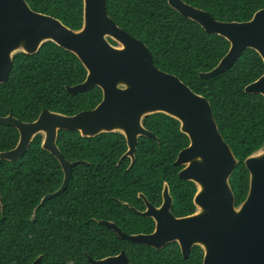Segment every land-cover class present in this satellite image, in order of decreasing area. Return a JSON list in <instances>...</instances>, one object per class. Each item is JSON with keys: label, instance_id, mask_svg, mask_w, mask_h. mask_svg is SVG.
<instances>
[{"label": "trees", "instance_id": "1", "mask_svg": "<svg viewBox=\"0 0 264 264\" xmlns=\"http://www.w3.org/2000/svg\"><path fill=\"white\" fill-rule=\"evenodd\" d=\"M25 1L34 11L51 15L71 29L81 26L82 0ZM183 1L220 21H246L264 8V0ZM106 12L146 44L157 68L207 98L218 130L238 161L229 178L238 205L248 191L243 161L264 145V97L244 91L263 73L260 56L245 49L230 68L203 79L199 73L213 68L229 47L222 36L182 17L167 0H106ZM85 75L73 53L50 41L34 54L16 53L7 81L0 83V116L11 111L18 120L29 122L42 109L67 115L91 109L102 98L99 87L76 94L66 90ZM142 122L157 139L138 138L135 162L129 168V158L119 160L126 150L120 133L82 137L78 131L59 130L58 149L66 160L77 163L65 190L38 207L41 197L56 190L63 178L58 161L41 148V135L32 139L18 160H0V264H31L39 255L36 264H91L87 256L99 259L121 250L130 264H201L198 246L184 258L176 242L155 249L119 238L98 222L112 220L125 233L152 231L153 220L125 203L142 209L143 201L137 196L142 193L159 205L164 182L176 216L195 210L196 188L178 177L181 166L173 164L188 145L178 121L154 113ZM17 139L15 128L0 123V151L13 148Z\"/></svg>", "mask_w": 264, "mask_h": 264}, {"label": "water", "instance_id": "2", "mask_svg": "<svg viewBox=\"0 0 264 264\" xmlns=\"http://www.w3.org/2000/svg\"><path fill=\"white\" fill-rule=\"evenodd\" d=\"M167 3L182 17L229 43L218 63L200 72V78L208 79L227 70L245 49L256 51L264 67V8L246 21H220L183 0ZM47 41L73 53L86 71L83 81L66 86V90L76 94L97 86L102 98L93 108L73 115L42 109L29 122L18 120L11 111L0 116V123L18 132L15 146L0 151V160H18L40 134L41 148L61 167L60 186L44 194L36 206L65 190L77 163L66 160L58 149L59 130L78 131L82 137L118 132L127 147L119 160L128 157L132 166L138 138L156 139L144 127V117L163 113L177 120L179 130L188 138V145L177 153L173 164L182 167L178 177L196 188L192 198L195 210L184 216L173 214L172 196L164 182L158 206L138 193L145 209L134 210L153 220L151 232L129 234L111 221L98 222L122 239L155 249L176 242L184 258L193 246H198L202 251L201 264H264V145L243 161L248 171V191L235 205L229 178L238 161L218 130L209 101L175 75L157 68L146 44L109 17L106 0H82V23L78 29L34 11L25 0H0V83L7 81L16 53L34 54ZM244 91L264 97V69L257 79L245 85ZM41 258L39 255L31 264ZM87 259L91 264H130L123 250Z\"/></svg>", "mask_w": 264, "mask_h": 264}, {"label": "flooded vegetation", "instance_id": "3", "mask_svg": "<svg viewBox=\"0 0 264 264\" xmlns=\"http://www.w3.org/2000/svg\"><path fill=\"white\" fill-rule=\"evenodd\" d=\"M145 127V126H144ZM154 135V134H153ZM141 137V136H140ZM150 138H152V137H150ZM155 139V138H154ZM157 139V138H156ZM127 148V147H126ZM126 151V150H125ZM124 158H128V157H124ZM130 160V159H129ZM81 162H84V161H81ZM129 165H130V163H129ZM128 165V168L129 167H131V166H129ZM182 168V167H181ZM137 196H138V194H137ZM141 199V198H140ZM143 201V200H142ZM173 201V200H172ZM150 202V201H149ZM123 203H125V202H123ZM151 203V202H150ZM125 204H127L133 211H135L134 209H136L134 206H132V205H130V204H128V203H125ZM154 205V204H153ZM158 206V205H157ZM172 206V205H171ZM145 209V206H144V202H143V208L142 209H136V210H139V211H142V210H144ZM136 212V211H135ZM171 212H172V210H171ZM137 213V212H136ZM173 213V212H172ZM138 214V213H137ZM174 214V213H173ZM100 220H106V219H100ZM106 221H111V222H113L112 220H106ZM114 223V222H113ZM115 224V223H114ZM116 225V224H115ZM104 226V225H103ZM117 226V225H116ZM117 227H119V226H117ZM107 228V227H106ZM120 228V227H119ZM108 229V228H107ZM109 230H111V229H109ZM112 232H114L113 230H111ZM151 232V231H150ZM115 233V232H114ZM138 233H140V232H138ZM148 233V232H147ZM116 234V233H115ZM129 234H133V233H129ZM117 235V234H116ZM118 236V235H117ZM119 237V236H118ZM120 238V237H119ZM122 251V250H121ZM124 251V250H123ZM119 253V252H118ZM190 254V253H189ZM115 255V254H114ZM189 256V255H188Z\"/></svg>", "mask_w": 264, "mask_h": 264}]
</instances>
